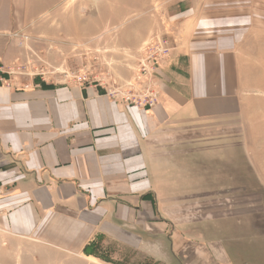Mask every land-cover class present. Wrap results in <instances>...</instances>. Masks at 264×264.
Instances as JSON below:
<instances>
[{
	"label": "crops",
	"instance_id": "obj_1",
	"mask_svg": "<svg viewBox=\"0 0 264 264\" xmlns=\"http://www.w3.org/2000/svg\"><path fill=\"white\" fill-rule=\"evenodd\" d=\"M252 21L202 22L196 46L162 67L151 107L100 83L14 77L2 62L0 232L103 264L132 254L140 264L188 263L179 197L210 174V156L192 148L246 125L248 62L264 45V23Z\"/></svg>",
	"mask_w": 264,
	"mask_h": 264
},
{
	"label": "rangeland",
	"instance_id": "obj_2",
	"mask_svg": "<svg viewBox=\"0 0 264 264\" xmlns=\"http://www.w3.org/2000/svg\"><path fill=\"white\" fill-rule=\"evenodd\" d=\"M240 1L0 0V65L10 62L5 70L14 77L100 83L119 98L146 99L149 89L159 92L162 67L196 46L202 22L251 13L252 24L264 23V0ZM254 55L246 125L219 131L210 148H192L210 156V174L193 180L205 195L179 197L186 264H264V45ZM139 255L127 264H140ZM0 264L103 263L0 232Z\"/></svg>",
	"mask_w": 264,
	"mask_h": 264
},
{
	"label": "built area",
	"instance_id": "obj_3",
	"mask_svg": "<svg viewBox=\"0 0 264 264\" xmlns=\"http://www.w3.org/2000/svg\"><path fill=\"white\" fill-rule=\"evenodd\" d=\"M165 52H167V49H165ZM79 84H82L84 82L82 81H75ZM149 93L148 95H146V99L142 98L139 96V100L135 99V101H132V96L131 95H126L123 96L122 98H120L122 101H124L126 104L128 105H136V106H142V107H151L152 105L156 104V98H157V92L154 89H149ZM156 92V93H155ZM115 97H119L117 96L118 94H112Z\"/></svg>",
	"mask_w": 264,
	"mask_h": 264
}]
</instances>
